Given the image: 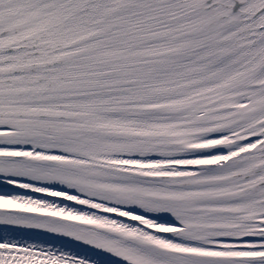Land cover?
Segmentation results:
<instances>
[{"label": "snow or ice", "instance_id": "1", "mask_svg": "<svg viewBox=\"0 0 264 264\" xmlns=\"http://www.w3.org/2000/svg\"><path fill=\"white\" fill-rule=\"evenodd\" d=\"M0 264H264V0H0Z\"/></svg>", "mask_w": 264, "mask_h": 264}]
</instances>
